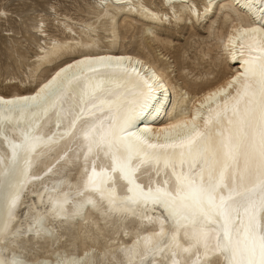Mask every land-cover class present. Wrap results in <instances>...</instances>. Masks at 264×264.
Here are the masks:
<instances>
[{
	"label": "bare ground",
	"instance_id": "obj_1",
	"mask_svg": "<svg viewBox=\"0 0 264 264\" xmlns=\"http://www.w3.org/2000/svg\"><path fill=\"white\" fill-rule=\"evenodd\" d=\"M71 1L70 6L51 4L46 12L11 30L13 35L32 38L33 53L25 56L17 47L15 54L19 55L20 68L24 66L25 71H21L24 78L15 73L8 75L5 78L8 83L19 85L10 90L0 89V98L15 101L19 97L36 96L37 99L34 103L30 101L31 106L22 115L9 111L6 104L0 105V123L6 124L5 135L16 143L20 142V131L31 126H35L46 140L51 137V141L32 154L33 164L26 182L11 188L12 192H19L12 228L18 227L20 235L0 240V248L15 239L17 255L22 249L24 255L21 258L37 264H56L58 260L73 258L98 261L99 264H119L126 259V250L133 246L143 249V237L152 236L156 240L161 222L165 240L173 225L168 210L160 203L137 205V212L133 215L110 211L107 202L97 194H75L86 166V149L78 134L80 124L84 119L96 117L107 122L109 105L127 104L131 115L129 130L137 132L149 143H172L179 130L170 125L180 124L183 128L185 122L193 121V117H196L194 122L200 131L212 130L215 134L214 126L204 127L209 110L223 109L225 99L235 95V90L245 82L243 74L248 67L245 62L261 55L249 45L264 43V0ZM8 11H0V21H8ZM196 24L209 31L211 44L200 50L191 63L185 62L187 51L178 50L177 55L171 56L172 49H175L170 39L174 35L173 29L178 31L185 26L193 29ZM121 28L127 32L137 31L131 33L130 39L135 48L127 46L129 37L126 31L121 32ZM24 42L20 43L22 48H25ZM99 57L105 59L100 61ZM181 58L184 60L180 61ZM125 68L129 70L128 74H121L120 70ZM90 69H96V72ZM104 72L112 75H98ZM176 72L185 74L180 76L182 83H175L173 73ZM190 75L194 79L186 80ZM86 78L91 84L102 82L96 95L104 89L120 95L114 98L105 96L96 107L87 105L92 115L83 116L76 128L69 132L68 100L71 97V108L75 111L76 102L82 95L78 85ZM247 80L255 86L256 77ZM143 81L151 86L152 98L146 106L140 104L143 100L141 94L148 92ZM50 82V87L40 93V89ZM229 83L233 84L232 88H227ZM221 91H224L223 95H212ZM98 108L103 110L98 111ZM11 124H16L17 128L7 127ZM190 129L191 123L183 131L187 133ZM0 156L5 157L0 164L2 173L9 163L10 150L6 145H0ZM166 172L170 170L161 172L156 181L171 190L172 178L166 176ZM33 176L40 179H33ZM165 179L169 180L167 185L162 183ZM17 180L25 181V177L19 176ZM13 184L16 185V181ZM63 193H67L68 203L64 204V213L57 216L52 210L53 202L63 199ZM117 194H123L119 185ZM89 195L95 206L84 203L78 214L73 215L74 206L83 203ZM4 199L5 193L0 191V211ZM41 216L51 235L43 232L35 235L32 226ZM29 228H32L31 232L27 231ZM163 255L145 256L144 264L152 260L160 264ZM205 260L208 264H227L220 254L202 257L201 264Z\"/></svg>",
	"mask_w": 264,
	"mask_h": 264
},
{
	"label": "snow or ice",
	"instance_id": "obj_2",
	"mask_svg": "<svg viewBox=\"0 0 264 264\" xmlns=\"http://www.w3.org/2000/svg\"><path fill=\"white\" fill-rule=\"evenodd\" d=\"M249 47L261 55L245 62L248 64L243 74L245 82L235 90V95L225 99L223 109H210L204 121L205 129L212 125L215 134L212 130L200 131L194 122L196 117H193V121L185 122L183 128L180 124L170 125L179 130L172 143H149L137 132L129 130L131 115L128 114L127 104L109 105L107 122L96 117L84 119L80 124L78 134L86 149V166L83 169L84 178L75 194H97L107 202L110 211L133 215L137 212V205L160 203L168 210L173 225L165 240L161 222L155 234L157 239L143 237V249L138 250L133 246L126 250V259L119 264H137V258L138 264H144L145 256L161 254L164 255L160 264H201L202 257L216 254L222 255L227 264H264V43ZM97 59L102 61L105 58ZM90 70L96 72V69ZM128 71L126 68L120 70L125 75ZM132 71L135 72V69ZM248 77H256L255 86L248 82ZM50 84H45L40 93ZM143 86L148 92L141 94L143 100L140 104L146 106L152 98L151 86L147 81H143ZM78 87L82 95L76 102L78 106L75 111L71 108V97L68 100L69 132L76 128L83 116L92 115L87 105L96 107L97 102L102 103L105 96L114 98L120 95L110 89L96 95L102 88V82L91 84L87 78ZM232 87V83L227 85V88ZM224 91L212 95H223ZM36 99V96L19 97L15 101L0 98V105L6 104L9 111L22 115L31 106L30 101L34 103ZM189 123L191 129L185 133L183 129L188 128ZM7 127L16 129L17 125ZM5 131L6 124L0 123V145H6L10 150L9 163L0 173V191L5 193L3 210L0 211V240L20 235L18 227L12 228L13 210L19 192H12L11 188L26 182L33 164L32 154L38 147L51 141V137L46 140L35 126L20 131L19 143L10 140ZM4 159V156H0V164ZM166 169L170 170L165 173L166 176L172 178L171 190L156 181V177ZM19 176L25 177V181H18ZM32 178L40 179L39 176ZM139 180H143V183H138ZM13 181H16V185ZM162 183L167 185L169 180L165 179ZM118 185L122 195L117 194ZM62 195L63 199L53 202L52 210L57 216L64 213V204L68 203L67 193ZM84 203L95 206V201L89 195L83 203L74 206L73 215L78 214ZM32 228H35L36 236L42 232L51 235L44 226L42 216L35 219ZM32 228L27 231L31 232ZM17 249L15 239L0 248V264H37L36 261L22 259L24 251L20 249L18 256ZM56 264L99 262L73 258L58 260ZM149 264H156V261L152 260ZM204 264L208 262L205 260Z\"/></svg>",
	"mask_w": 264,
	"mask_h": 264
},
{
	"label": "rangeland",
	"instance_id": "obj_3",
	"mask_svg": "<svg viewBox=\"0 0 264 264\" xmlns=\"http://www.w3.org/2000/svg\"><path fill=\"white\" fill-rule=\"evenodd\" d=\"M80 1V0H79ZM62 4L70 6L72 4L71 0H0V11L3 9L9 10V19L8 21H4L5 19H1L0 21V89L10 90L14 87H17L19 84H10L6 81L5 78L15 73L20 76L21 79L24 78L21 71H25L24 66L20 68L18 65L19 55L15 51L18 47V52L27 56L26 54L31 55L33 53V45L32 38L28 35L17 36L13 35L11 30H16L20 27L21 23L26 22L28 20L34 19L38 14L42 12H46V9L51 4ZM2 22V23H1ZM19 23V24H18ZM8 30V31H6ZM126 30L121 28V32L124 34ZM127 32V31H126ZM137 31L130 30L127 32L129 39L127 40V46L135 48L136 45L130 42L131 36L136 34ZM174 35L170 37L173 41L175 49H172L173 54L171 56L177 55L178 50L187 51L185 58L188 59L185 61L187 63H191L193 61V57L199 53L200 50L206 48V45L211 42L209 31L203 27L196 24L193 29L189 27H183L181 30L173 29ZM133 33V34H131ZM139 35V34H138ZM25 38V39H24ZM23 41L25 44V48L21 47ZM203 42V43H202ZM130 43V44H129ZM211 44V43H210ZM14 45V47H13ZM157 47L156 45L154 48ZM31 50V51H30ZM214 54H216L214 52ZM18 58V59H17ZM192 58V59H189ZM174 58H171L170 63ZM184 59L181 58L180 61ZM174 64V62H173ZM10 65V66H8ZM8 66V67H7ZM22 69V70H21ZM5 75V76H4ZM175 75V83H182L181 77L184 75L179 72L173 73ZM181 76V77H180ZM186 78V77H185ZM193 80V76L190 75L186 78V80Z\"/></svg>",
	"mask_w": 264,
	"mask_h": 264
}]
</instances>
